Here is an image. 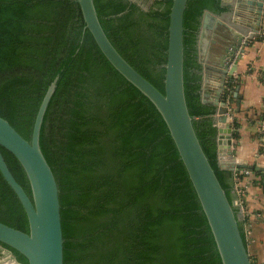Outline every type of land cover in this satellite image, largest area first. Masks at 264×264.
Listing matches in <instances>:
<instances>
[{
  "label": "trees",
  "instance_id": "16d2710c",
  "mask_svg": "<svg viewBox=\"0 0 264 264\" xmlns=\"http://www.w3.org/2000/svg\"><path fill=\"white\" fill-rule=\"evenodd\" d=\"M93 4L112 45L163 92L171 0H154L148 10L130 0ZM226 8L221 0H187L183 82L197 138L232 202L233 173L217 164L216 106L201 101L196 47L203 11ZM84 26L76 0H0V116L27 140L54 81L39 146L58 187L63 264H222L160 112L113 67ZM0 149L30 195L21 165ZM0 221L28 230L23 207L1 173ZM238 225L245 243L241 219ZM0 244L28 264L19 251Z\"/></svg>",
  "mask_w": 264,
  "mask_h": 264
},
{
  "label": "water",
  "instance_id": "95a60500",
  "mask_svg": "<svg viewBox=\"0 0 264 264\" xmlns=\"http://www.w3.org/2000/svg\"><path fill=\"white\" fill-rule=\"evenodd\" d=\"M76 1L85 22L84 27L90 31L101 52L117 71L153 102L164 119L206 216L222 264H253L238 225V219L243 221V218L234 181V198L229 202L200 145L192 125L193 116L189 114L186 105L183 82V14L187 0H171L163 92L142 76L112 45L100 25L93 0ZM262 16L264 0H231L223 13L203 11L196 37L198 61L203 66L201 101L216 106L212 118L216 127L217 164L232 173L250 170L251 166L244 165L232 151L234 128L227 120L232 115V109L227 103L231 98L227 93L233 89V96L238 95L239 85L232 86V73L243 47L258 33ZM219 26L223 29L226 42L220 62L213 66L209 64L208 57L217 43L214 35ZM208 70L219 73L218 82L213 89H208L207 86ZM53 89L54 81L48 85L40 101L30 140L25 139L0 116V146L14 155L30 186L29 195L10 171L0 149V173L20 201L28 223V230L24 231L0 221V243L19 251L26 257L28 264H63L58 187L39 146L40 124ZM253 168L264 172L262 167ZM234 206L237 207V215ZM0 264L21 263L10 252L0 258Z\"/></svg>",
  "mask_w": 264,
  "mask_h": 264
},
{
  "label": "crops",
  "instance_id": "0c3cea01",
  "mask_svg": "<svg viewBox=\"0 0 264 264\" xmlns=\"http://www.w3.org/2000/svg\"><path fill=\"white\" fill-rule=\"evenodd\" d=\"M224 45L225 41L218 45L217 51H211L210 65H218ZM208 73L207 86L213 89L219 73L214 70ZM232 83L233 87L239 85L236 97L233 89L227 93L231 98L227 103L232 109L227 120L234 128L232 151L244 165L251 166L250 170H240L244 173L240 184L246 210L242 214L246 248L253 262L264 264V172L253 168L264 169V16L258 33L243 47L232 73Z\"/></svg>",
  "mask_w": 264,
  "mask_h": 264
},
{
  "label": "flooded vegetation",
  "instance_id": "af4514ba",
  "mask_svg": "<svg viewBox=\"0 0 264 264\" xmlns=\"http://www.w3.org/2000/svg\"><path fill=\"white\" fill-rule=\"evenodd\" d=\"M130 1H135L142 9L148 10L150 4H152V2L154 0H130ZM228 1H230V0H221V4L222 5H225L228 8L229 7V3H230L229 2L228 4H226ZM225 10H223L220 13H223ZM212 13H214V12H212ZM223 33L224 32H223L222 27L219 26L218 28L215 29V35H214V37L217 40V43L216 44H224V41L226 42V38H224L225 36H224ZM214 46L212 47V50H215V47ZM0 252H2L3 253V256H5V255L9 254L11 251L0 244Z\"/></svg>",
  "mask_w": 264,
  "mask_h": 264
},
{
  "label": "built area",
  "instance_id": "2783aa9c",
  "mask_svg": "<svg viewBox=\"0 0 264 264\" xmlns=\"http://www.w3.org/2000/svg\"><path fill=\"white\" fill-rule=\"evenodd\" d=\"M239 173L240 171H234L233 172V181H234V186H235V189H236V193H237V196H238V199H239V203H240V206H241V211H242V214L245 213V204H244V200H243V188L241 186V178L239 176ZM253 264H260V263H257V262H253Z\"/></svg>",
  "mask_w": 264,
  "mask_h": 264
},
{
  "label": "rangeland",
  "instance_id": "374dc122",
  "mask_svg": "<svg viewBox=\"0 0 264 264\" xmlns=\"http://www.w3.org/2000/svg\"><path fill=\"white\" fill-rule=\"evenodd\" d=\"M218 45H219V44H215V46H214V47H215V51H217ZM209 64H212V63L209 62ZM217 82H218V80L216 79V82H215V83H217ZM214 85H215V84H214ZM213 88H215V86H214Z\"/></svg>",
  "mask_w": 264,
  "mask_h": 264
}]
</instances>
